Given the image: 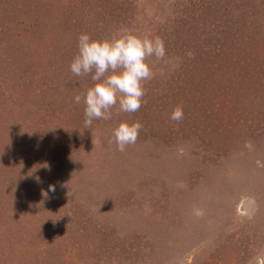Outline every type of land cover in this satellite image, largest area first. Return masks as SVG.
Segmentation results:
<instances>
[{
  "label": "rangeland",
  "instance_id": "1",
  "mask_svg": "<svg viewBox=\"0 0 264 264\" xmlns=\"http://www.w3.org/2000/svg\"><path fill=\"white\" fill-rule=\"evenodd\" d=\"M121 27L160 37L166 55L148 58L138 111L117 105L86 128L74 96L94 82L70 71L77 38ZM121 121L143 125L124 151ZM258 253L264 0H0V264H249Z\"/></svg>",
  "mask_w": 264,
  "mask_h": 264
},
{
  "label": "clouds",
  "instance_id": "2",
  "mask_svg": "<svg viewBox=\"0 0 264 264\" xmlns=\"http://www.w3.org/2000/svg\"><path fill=\"white\" fill-rule=\"evenodd\" d=\"M78 51L70 63L75 77L90 76L94 82L83 94L74 96V103L84 104L86 128L94 120H109L118 105L120 112H136L143 104L144 83L152 79L154 72L149 57L164 59L166 49L158 36L138 34L121 27L110 37L93 38L88 32L79 34ZM183 115L177 107L171 119L179 120ZM143 125L139 121H121L113 130L114 142L119 151L134 144ZM49 191H55L50 186ZM46 222V221H45ZM249 264H264V253H258Z\"/></svg>",
  "mask_w": 264,
  "mask_h": 264
},
{
  "label": "bare ground",
  "instance_id": "3",
  "mask_svg": "<svg viewBox=\"0 0 264 264\" xmlns=\"http://www.w3.org/2000/svg\"><path fill=\"white\" fill-rule=\"evenodd\" d=\"M10 254V253H9ZM6 264V263H5Z\"/></svg>",
  "mask_w": 264,
  "mask_h": 264
}]
</instances>
